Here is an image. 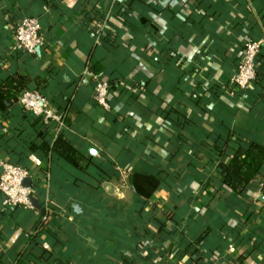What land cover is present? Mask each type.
Here are the masks:
<instances>
[{
    "label": "crops",
    "instance_id": "obj_1",
    "mask_svg": "<svg viewBox=\"0 0 264 264\" xmlns=\"http://www.w3.org/2000/svg\"><path fill=\"white\" fill-rule=\"evenodd\" d=\"M28 14L45 43L32 55L13 47ZM258 38L264 0H0V83L33 79L25 88L42 89L58 116L32 123L18 101L0 108V160L29 169L35 200L10 207L0 194V264H264L261 183L229 193L212 146L264 145V43L256 81L243 93L230 83L244 42ZM115 78L125 90H110L104 109L94 86ZM39 133L93 163L82 172L31 150Z\"/></svg>",
    "mask_w": 264,
    "mask_h": 264
},
{
    "label": "trees",
    "instance_id": "obj_2",
    "mask_svg": "<svg viewBox=\"0 0 264 264\" xmlns=\"http://www.w3.org/2000/svg\"><path fill=\"white\" fill-rule=\"evenodd\" d=\"M33 16L31 14L23 15L19 19L23 17ZM101 39L107 40L113 44L116 42L113 39L107 38L105 36L101 37ZM253 40V39H250ZM261 51V49H260ZM26 54V53H25ZM260 54V52H259ZM259 59L257 60V63ZM87 68L90 69L95 74H101L105 69L104 61H95L91 62L88 60ZM257 78H258V67L256 70ZM33 81V79L26 77L22 74L15 73L12 76H9L2 83H0V108H4L7 105H11L17 102L18 93L21 89L25 88V86ZM39 79H34V82H38ZM121 79H109L107 82L110 85L109 89L119 90V94L122 93L125 89L120 87ZM146 83H143L145 85ZM39 85V83H37ZM39 90L43 95L47 97L50 104L54 105V102L48 98V96L42 91L40 88H33ZM246 89L242 90L241 93L246 92ZM71 104V99L67 98L65 100L64 106H57L58 112L61 114V119L63 121L67 120V113L69 111V106ZM24 116L30 119L32 123H37L43 121L39 116L28 113L24 110ZM43 124V123H42ZM42 131L46 132L47 125L43 124L41 128ZM43 133V132H42ZM40 142L31 143V150H40L45 156H50L51 154H56L69 164H71L75 169L85 172L89 165L93 162L90 156L85 155L81 152V149L73 144L68 138H65L62 135H58L52 142H49L47 138L45 139L42 135H40ZM228 139L230 138H215L212 141L214 157L217 160L216 167V178H219L221 184L227 188L229 193H233L235 195L243 194L249 187V185L253 182L260 181L262 184L264 180V145H261L252 140L243 139L238 142L236 148L232 150H227ZM12 163L19 164L25 168H27L24 164L18 161H11ZM205 164H208L207 158L203 159ZM105 178H95L94 184H89L92 189H96L99 182H101ZM128 182L132 186V188L139 194L144 197H148V191L138 190V177L135 173H130L128 175ZM159 184V180L156 181ZM156 183V184H157ZM207 232V231H206ZM206 232L201 234L196 242H202L205 239ZM197 261V260H196ZM70 264V263H67Z\"/></svg>",
    "mask_w": 264,
    "mask_h": 264
},
{
    "label": "built area",
    "instance_id": "obj_3",
    "mask_svg": "<svg viewBox=\"0 0 264 264\" xmlns=\"http://www.w3.org/2000/svg\"><path fill=\"white\" fill-rule=\"evenodd\" d=\"M263 43V38L244 42L240 50L236 71L230 78L232 89L235 92H241L256 81L257 60ZM44 44L42 26L38 17L27 16L14 23L13 47L15 50L32 55ZM109 87L107 81L100 79L96 81L94 86L93 100L104 109L110 108L108 102ZM17 101L28 113L44 120H58V116L47 97L37 89H21ZM29 177V169L8 160H0V194L4 196L8 206L33 209L31 200L33 189L31 186L25 185V180ZM261 187L264 191V180Z\"/></svg>",
    "mask_w": 264,
    "mask_h": 264
},
{
    "label": "water",
    "instance_id": "obj_4",
    "mask_svg": "<svg viewBox=\"0 0 264 264\" xmlns=\"http://www.w3.org/2000/svg\"><path fill=\"white\" fill-rule=\"evenodd\" d=\"M25 185H27V186H29L30 187V179L29 178H27L26 180H25ZM31 200H33V202H35V200L31 197Z\"/></svg>",
    "mask_w": 264,
    "mask_h": 264
}]
</instances>
